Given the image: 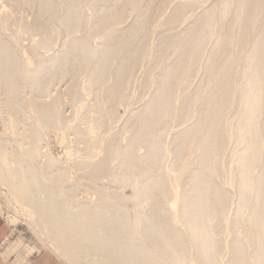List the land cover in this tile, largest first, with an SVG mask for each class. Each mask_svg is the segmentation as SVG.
Returning <instances> with one entry per match:
<instances>
[{
    "label": "bare ground",
    "instance_id": "6f19581e",
    "mask_svg": "<svg viewBox=\"0 0 264 264\" xmlns=\"http://www.w3.org/2000/svg\"><path fill=\"white\" fill-rule=\"evenodd\" d=\"M2 1L0 184L57 253L264 264V0ZM54 127L86 145L67 151L75 181L39 162Z\"/></svg>",
    "mask_w": 264,
    "mask_h": 264
},
{
    "label": "rangeland",
    "instance_id": "374dc122",
    "mask_svg": "<svg viewBox=\"0 0 264 264\" xmlns=\"http://www.w3.org/2000/svg\"><path fill=\"white\" fill-rule=\"evenodd\" d=\"M2 0H0V2H1ZM3 1H5V0H3ZM2 1V2H3ZM7 1V0H6ZM27 17V15L25 16V18ZM27 18H29V16L27 17ZM31 19V18H30ZM28 20V19H27ZM28 21H30V20H28ZM23 37L25 36V34L24 35H22ZM21 36V37H22ZM29 36V35H28ZM22 37V39H21V44H22V46H21V44H20V41H19V46H21L20 47V49L22 48V47H24L25 49H23V51H21L22 53H23V55L25 54L24 52L25 51H27V53H29L30 54V52L28 51L29 50V48L31 47V46H34V42L37 44V40L39 41V39L37 38V36H29L28 38H30V40L28 41L27 40V35L23 38ZM32 37H34V38H32ZM26 38V39H25ZM35 38H36V40H35ZM34 39V40H33ZM25 40L27 41V42H25ZM22 42H24L25 44H23ZM29 42V43H28ZM30 42H31V44H30ZM32 42H33V44H32ZM26 44L28 45V47L26 46ZM29 44H30V47H29ZM27 48H26V47ZM56 47H58V46H56ZM27 49V50H26ZM57 49V48H56ZM29 54H25V55H27V56H29L30 57V55ZM24 55V56H25ZM27 56H25V57H27ZM32 67H33V65H31ZM80 77H82V76H80ZM79 77V79L80 80H82L83 79V82H85L84 81V78H80ZM86 80V79H85ZM82 82V81H81ZM80 82V83H81ZM82 82V83H83ZM84 84V83H83ZM83 84H80V85H83ZM57 85H59V84H57ZM54 86V84L52 85V87ZM56 86V85H55ZM65 86H60L59 85V87L57 86V88L56 87H54V89H55V91H54V89H53V91H51V94H53V93H55V92H57L59 89L61 90V88L63 89ZM66 88V87H65ZM64 88V89H65ZM59 90V91H60ZM67 90V89H66ZM66 90H64V91H66ZM83 92V91H82ZM85 92V91H84ZM60 94H62L61 92H59ZM65 92H63V94H64ZM67 93V92H66ZM87 93V95H89V93L88 92H85V93H82L81 94V98L83 97V99L85 98V95L84 94H86ZM50 94V97H49V99L51 98V95ZM57 94H58V92H57ZM60 94H59V96L58 95H56V94H53L54 96H56V97H59L60 99H61V97H60ZM47 95H49V90H47L45 93H44V96H46L45 98H44V96H43V98L44 99H42L43 101H48L49 102V100H48V97H47ZM67 95V94H66ZM92 94L90 93V95L88 96V97H90ZM54 96H52V97H54ZM62 96V95H61ZM63 97V96H62ZM92 98H93V96H91ZM65 98V99H64ZM67 98H68V95H67ZM80 98V99H81ZM52 99H54V98H51L50 100L52 101ZM86 99V98H85ZM83 100V101H86V100ZM91 99V98H90ZM90 99H88L87 100V103H90L91 101H89ZM62 100V99H61ZM67 100V101H66ZM82 100V99H81ZM92 100V99H91ZM42 101V102H43ZM62 101H64V104H65V102L67 103L68 102V99H66V96L65 97H63V100ZM43 103H45V102H43ZM47 103V102H46ZM65 107H67L68 109H66L65 107H63L62 109H63V111H62V114H65V113H67V114H65L66 115V118L68 117V119H69V121H71V119L72 120H74V124H75V120H76V122L77 121H79V123L80 122H82V120H84V118H87V120H90V117H91V120L92 121H94L95 122V120H93V118H92V116L94 117L95 116V114L94 115H91L92 113L90 112V115L89 114H87V115H89L90 117H84L83 119H82V117H77V118H75L74 116V118H72V116L70 117V115H74L75 113H74V110H73V108L70 106V105H64ZM68 106H70V109H72L73 110V113H71L70 114V112L72 111V110H70L69 109V107ZM136 106V105H135ZM138 106V105H137ZM134 107V106H133ZM64 108L67 110H64ZM70 111V112H69ZM65 112V113H64ZM70 115H69V114ZM68 115V116H67ZM122 115H124V114H122ZM0 116H2V114L0 115ZM125 116V115H124ZM62 117H63V115H62ZM96 117V116H95ZM95 117H94V119H95ZM121 117H123V116H121ZM3 118V116L2 117H0V119H2ZM65 119V118H64ZM78 119H80V120H78ZM119 119H121V118H119ZM5 120V119H4ZM65 120H67V119H65ZM87 120H85V121H87ZM124 120V119H123ZM6 121V120H5ZM29 121V120H28ZM85 121H83L82 123H76V125L77 124H79V125H77L79 128H80V125L81 126H83V127H81L80 129L82 130V128L83 129H87L88 128V126L89 125H93L92 123H94V122H92V123H90V124H87L86 123V125H85ZM121 121H122V119L120 120V122H119V124L121 123ZM88 122V121H87ZM123 122V121H122ZM88 125V126H87ZM87 126V128H85ZM58 128H60V127H54V128H49V129H47L46 130V132H45V136L44 137H46V139L44 138V140L45 141H41L42 143L40 144V142H39V146H40V149H41V151H39V149H38V145H37V151H39V153H38V157H40V159L42 160H40L39 162H42L43 164L47 161V160H45V159H47L46 158V156H45V158H43L44 157V154L45 155H47V157H53V158H56V157H58L59 156V159L61 160V162L65 165V168H66V165H68L67 166V168L69 167V170H67V171H69L70 172V174H69V179L70 180H72V181H75V179L77 178V175H75L76 174V172H74L73 173V171H75V167H73V166H71V165H69V163L68 164H65V162H69V161H67V159H69L68 157H66L68 154H67V151L69 152V151H72V150H78L79 148H80V145H82L83 144V142L81 143L80 141L81 140H79L78 141V138L76 139V135L74 134V136H75V138H74V136H71L70 134H71V132H69L68 130H65V132L66 131H68L67 133H61L62 134V136H63V138H64V144H62V145H59V144H57L56 142H54L52 139L50 140V136L54 133V132H56L57 131V129ZM20 133H21V135H23L22 133H23V131L21 130L20 131ZM72 133H73V131H72ZM95 132H93V133H91L94 137H96L95 136V134H94ZM66 135H67V137H66ZM73 135V134H72ZM70 136H71V138H70ZM86 136V135H85ZM78 137V136H77ZM87 137H92V136H87ZM74 138V139H73ZM31 140V139H30ZM43 140V139H42ZM73 140H77L76 142H80L79 144H77L75 141H73ZM46 141H48V142H46ZM50 141V142H49ZM46 142V143H45ZM46 144V145H44V144ZM76 144V145H75ZM75 145V146H74ZM79 146V148H78V146ZM85 145V144H84ZM50 147V149H49V147ZM77 146V147H76ZM86 146V145H85ZM85 146H82L84 149L86 148ZM41 147H43V148H41ZM74 147V149H72ZM82 147H81V149H82ZM75 148H77V149H75ZM92 149H96V150H99L100 151V149H97L95 146L94 147H91ZM81 149H79V150H81ZM62 151H63V153H62ZM93 151V150H92ZM42 152V155L40 154ZM101 152V151H100ZM100 152H99V154H100ZM50 153V155L48 156V154ZM71 153L72 152H70V154L69 155H71ZM92 153V152H91ZM40 154V155H39ZM93 154H95V155H99V154H96V153H94L93 152ZM66 158V159H65ZM38 160H39V158H38ZM44 160V161H43ZM63 165V166H64ZM70 175H71V177H70ZM76 176V177H75ZM104 183L105 184H107L105 181H104ZM8 189H7V187H5L4 185L2 186V184H0V223L1 224H3L4 226H5V228H6V231H4V232H2L3 233V240H2V242L0 243V254H1V256L3 257V259L7 262V264H27L28 263V261L31 259V257H33L34 255H36V254H39V253H48V254H51V256H53V258L56 260V262L57 263H60V264H69L68 262H67V260H65L64 258H63V256L62 255H59L57 252H58V250L55 248V246H54V244L51 242V240H50V238H49V235H48V231H46L45 229L43 230V229H41L40 227H39V225H37V221H36V218H35V215H34V211H32V210H30V209H27L26 207H24L22 204H20V203H18L17 202V200L15 199V197L14 196H12L8 191H7ZM87 193L89 192V190H87L86 191ZM12 208H14V209H12ZM16 208V209H15ZM17 210V211H16ZM14 212H17L16 214L14 213ZM12 221H14V224H11V222ZM13 223V222H12ZM14 225V226H13ZM56 250V252H55V250Z\"/></svg>",
    "mask_w": 264,
    "mask_h": 264
},
{
    "label": "crops",
    "instance_id": "0c3cea01",
    "mask_svg": "<svg viewBox=\"0 0 264 264\" xmlns=\"http://www.w3.org/2000/svg\"><path fill=\"white\" fill-rule=\"evenodd\" d=\"M6 231V228L3 224L0 223V243L3 240V233ZM0 264H7V262L3 259L0 254ZM27 264H60L57 263L56 260L48 253H39L31 257Z\"/></svg>",
    "mask_w": 264,
    "mask_h": 264
}]
</instances>
